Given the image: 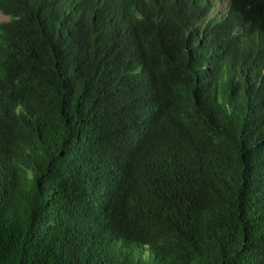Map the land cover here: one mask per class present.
<instances>
[{
  "label": "trees",
  "instance_id": "1",
  "mask_svg": "<svg viewBox=\"0 0 264 264\" xmlns=\"http://www.w3.org/2000/svg\"><path fill=\"white\" fill-rule=\"evenodd\" d=\"M0 14V264H264V0Z\"/></svg>",
  "mask_w": 264,
  "mask_h": 264
},
{
  "label": "rangeland",
  "instance_id": "2",
  "mask_svg": "<svg viewBox=\"0 0 264 264\" xmlns=\"http://www.w3.org/2000/svg\"><path fill=\"white\" fill-rule=\"evenodd\" d=\"M226 7H227L226 3H224V2H216L214 10H213V14L214 15L215 14H219L220 15L221 13H223L225 11ZM2 19H3V17L0 14V20H2Z\"/></svg>",
  "mask_w": 264,
  "mask_h": 264
}]
</instances>
